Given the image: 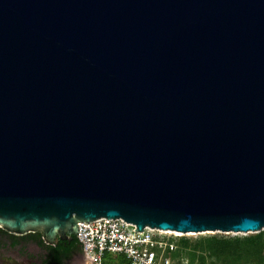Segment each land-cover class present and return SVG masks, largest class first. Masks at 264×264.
Listing matches in <instances>:
<instances>
[{
  "label": "water",
  "instance_id": "1",
  "mask_svg": "<svg viewBox=\"0 0 264 264\" xmlns=\"http://www.w3.org/2000/svg\"><path fill=\"white\" fill-rule=\"evenodd\" d=\"M264 229V0H0V227Z\"/></svg>",
  "mask_w": 264,
  "mask_h": 264
},
{
  "label": "built area",
  "instance_id": "2",
  "mask_svg": "<svg viewBox=\"0 0 264 264\" xmlns=\"http://www.w3.org/2000/svg\"><path fill=\"white\" fill-rule=\"evenodd\" d=\"M78 239L89 264H106L109 255H123L129 264H176L178 244L167 230L137 226L123 218L82 222Z\"/></svg>",
  "mask_w": 264,
  "mask_h": 264
},
{
  "label": "trees",
  "instance_id": "3",
  "mask_svg": "<svg viewBox=\"0 0 264 264\" xmlns=\"http://www.w3.org/2000/svg\"><path fill=\"white\" fill-rule=\"evenodd\" d=\"M2 230L7 232L5 229ZM14 237L17 238L16 235ZM21 237L24 239L30 237L41 246L49 248L50 251L42 264H61L67 255L82 250L77 235L73 237L71 243L67 240L60 241L58 246H46L41 232L29 233ZM178 242L180 246L174 257L180 261L187 259L193 262L198 259L199 264H264V229L244 236L213 234L195 240L179 237ZM105 262L129 264V260L123 255H109Z\"/></svg>",
  "mask_w": 264,
  "mask_h": 264
},
{
  "label": "rangeland",
  "instance_id": "4",
  "mask_svg": "<svg viewBox=\"0 0 264 264\" xmlns=\"http://www.w3.org/2000/svg\"><path fill=\"white\" fill-rule=\"evenodd\" d=\"M3 229V228H2ZM0 227V264H39L44 258L45 253L38 251L32 243V238H14L10 237V234L3 231ZM255 232H204V233H171L170 237L179 245L178 238L186 237L187 239L195 240L202 236H208L213 234L218 235H232V236H244ZM45 241V240H44ZM37 242V241H36ZM38 243V242H37ZM46 243V242H45ZM38 245H40L38 243ZM44 249V248H43ZM46 249V248H45ZM38 254V255H37ZM176 264H199V260L196 259L193 262L190 260L180 261L177 258L174 259ZM61 264H89L86 259L83 249L70 256L67 260L62 261Z\"/></svg>",
  "mask_w": 264,
  "mask_h": 264
},
{
  "label": "flooded vegetation",
  "instance_id": "5",
  "mask_svg": "<svg viewBox=\"0 0 264 264\" xmlns=\"http://www.w3.org/2000/svg\"><path fill=\"white\" fill-rule=\"evenodd\" d=\"M7 233L8 234H10V237H11V239L13 240L14 238H16V237H14V235L15 234H12V233H9L8 231H7ZM17 236V238L19 239V238H22L20 235H16ZM60 241H65V240H62V239H60L57 243H54V244H48V243H45L46 244V246H52V245H56V246H58L59 245V243H60ZM67 242V241H66ZM72 241H68V243H71ZM32 243L34 244V246L36 247V249L38 250V251H43L44 253H45V255H44V258L39 262V264H42L43 263V260L46 258V255L49 253V248L48 247H43V246H41V245H38V243L36 242V241H32ZM68 245V244H67ZM44 248V249H43ZM46 248V249H45ZM79 251H81V250H76V251H74L72 254H70V255H67L64 259H63V261H65V260H67L70 256H72V255H74L76 252H79ZM38 255V254H37Z\"/></svg>",
  "mask_w": 264,
  "mask_h": 264
},
{
  "label": "bare ground",
  "instance_id": "6",
  "mask_svg": "<svg viewBox=\"0 0 264 264\" xmlns=\"http://www.w3.org/2000/svg\"><path fill=\"white\" fill-rule=\"evenodd\" d=\"M166 233H177V234H179L180 232L179 231H173V230H167V232Z\"/></svg>",
  "mask_w": 264,
  "mask_h": 264
}]
</instances>
